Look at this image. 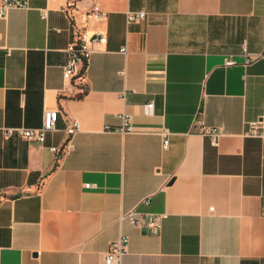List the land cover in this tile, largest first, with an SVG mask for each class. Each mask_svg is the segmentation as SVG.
Instances as JSON below:
<instances>
[{
    "label": "crops",
    "instance_id": "obj_1",
    "mask_svg": "<svg viewBox=\"0 0 264 264\" xmlns=\"http://www.w3.org/2000/svg\"><path fill=\"white\" fill-rule=\"evenodd\" d=\"M28 2L0 18V264H102L122 234L121 264H264V57L241 49L264 47V0ZM95 33L106 41L64 81L68 44ZM46 108L43 143L5 134ZM121 113L135 132L104 130ZM259 119L262 136L246 134ZM131 208L160 226L119 218Z\"/></svg>",
    "mask_w": 264,
    "mask_h": 264
},
{
    "label": "built area",
    "instance_id": "obj_2",
    "mask_svg": "<svg viewBox=\"0 0 264 264\" xmlns=\"http://www.w3.org/2000/svg\"><path fill=\"white\" fill-rule=\"evenodd\" d=\"M76 0H68L69 4L75 3ZM28 0H0V18H5L8 10L12 8H26L28 7ZM92 14L98 16L101 14V10L98 5H94L92 8ZM146 16V12L144 10H128L126 12V19L128 22H132L138 19H143ZM106 36L101 33H95L90 38H86L83 35H78L76 39L70 42L66 48L68 52V60L62 66V76L64 81H71L77 65L80 63L83 66H86L91 54L94 51L93 46L95 44L105 42ZM5 48L6 54L10 53V48H6L0 45V49ZM242 53L245 56L244 63L249 64L254 60L264 57V47L260 51L250 52L245 43L241 46ZM123 53H126V48H121L120 50ZM225 65L234 64V60L231 57H227L225 59ZM153 106L152 102L146 104L147 109H151ZM58 109H49L46 108L42 112V122L38 127H25L19 126L15 128L6 127L4 128V132L7 136H11L13 133H16L22 138L33 139L37 142L43 143L46 140L47 134L54 132L57 130V119H58ZM118 117L121 120V124L119 126H109L105 125L104 130L106 131H115L121 133H132L135 132L134 127L131 123L130 117L121 113L118 114ZM262 127L263 121L262 119L254 120L249 122L248 130L246 134L251 136H262ZM80 129L79 123L77 120H73L71 124L66 128V140L62 147L50 146V149L53 152L66 151L70 148V138L78 132ZM202 133L208 136L212 143H217L219 137L222 132L217 127L205 126L202 128ZM163 146L166 147L168 144V132L163 130L161 133ZM89 186V184H86ZM144 203H148V200H144ZM149 215L148 224L150 227L158 228L161 223V218L163 214L159 213H147L144 211H140L136 208H131L129 210H125L120 213V219H126L131 224L135 226H140L145 216ZM128 245V237L124 234L120 235L116 240L111 242L108 245L106 250L103 263L102 264H121L123 256L127 252Z\"/></svg>",
    "mask_w": 264,
    "mask_h": 264
},
{
    "label": "trees",
    "instance_id": "obj_3",
    "mask_svg": "<svg viewBox=\"0 0 264 264\" xmlns=\"http://www.w3.org/2000/svg\"><path fill=\"white\" fill-rule=\"evenodd\" d=\"M84 69H85V66L82 67V72H81V74L84 73ZM81 74H80V75H81Z\"/></svg>",
    "mask_w": 264,
    "mask_h": 264
}]
</instances>
